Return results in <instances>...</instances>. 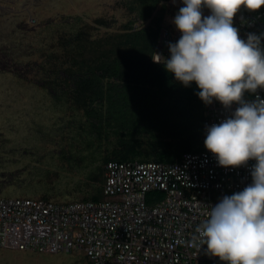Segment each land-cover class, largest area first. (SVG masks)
<instances>
[{
    "label": "built area",
    "instance_id": "2783aa9c",
    "mask_svg": "<svg viewBox=\"0 0 264 264\" xmlns=\"http://www.w3.org/2000/svg\"><path fill=\"white\" fill-rule=\"evenodd\" d=\"M184 7L183 0H173ZM203 16L212 14L204 6ZM241 39L261 36L264 49V7L242 6L233 18ZM182 32L174 20L162 29L154 52L160 62L170 58L169 43ZM264 100V88L244 97ZM241 104L225 107L213 99L204 120V149L188 152L175 162L110 161L106 166L104 199L56 201L43 197L0 196V247L35 251H82L90 264H228L211 255L197 229L209 219L224 196L243 191L253 182L255 159L241 166H222L207 149V128L218 125ZM164 196L148 203L146 194Z\"/></svg>",
    "mask_w": 264,
    "mask_h": 264
},
{
    "label": "rangeland",
    "instance_id": "374dc122",
    "mask_svg": "<svg viewBox=\"0 0 264 264\" xmlns=\"http://www.w3.org/2000/svg\"><path fill=\"white\" fill-rule=\"evenodd\" d=\"M13 1L0 6V55L15 64L0 70V196L81 199L98 186L94 173L116 137L100 140L93 135L90 119L50 83L52 75L66 67L64 42L77 30L89 25L94 37L105 35L135 14L129 0ZM98 18L107 25L98 24ZM86 261L77 250L0 247V264Z\"/></svg>",
    "mask_w": 264,
    "mask_h": 264
},
{
    "label": "trees",
    "instance_id": "16d2710c",
    "mask_svg": "<svg viewBox=\"0 0 264 264\" xmlns=\"http://www.w3.org/2000/svg\"><path fill=\"white\" fill-rule=\"evenodd\" d=\"M172 2L129 0L135 18L121 29L94 37L85 25L65 39L67 65L54 72L50 83L84 111L93 135L100 140L116 137L94 173V193L78 200L104 199L110 161L175 162L186 152L204 149L206 103L198 95L201 89L195 81L185 86L153 58L162 29L179 12ZM96 22L107 25L105 18ZM252 93L246 90L243 98ZM164 194L152 190L146 200L151 203Z\"/></svg>",
    "mask_w": 264,
    "mask_h": 264
},
{
    "label": "clouds",
    "instance_id": "9594fccd",
    "mask_svg": "<svg viewBox=\"0 0 264 264\" xmlns=\"http://www.w3.org/2000/svg\"><path fill=\"white\" fill-rule=\"evenodd\" d=\"M183 2L185 6L174 18L182 36L169 43L171 56L165 67L185 86L195 81L206 106L214 98L225 107L241 104L234 118L207 128L205 145L219 164L241 166L250 159L257 161L252 184L224 196L197 231L208 252L228 264H264V100H243L246 90L264 88V49L261 36L249 34L245 41L233 26L242 6L259 10L264 0ZM204 6L211 9V15L203 16ZM155 62H160L159 56Z\"/></svg>",
    "mask_w": 264,
    "mask_h": 264
},
{
    "label": "flooded vegetation",
    "instance_id": "af4514ba",
    "mask_svg": "<svg viewBox=\"0 0 264 264\" xmlns=\"http://www.w3.org/2000/svg\"><path fill=\"white\" fill-rule=\"evenodd\" d=\"M7 1H10V4H12V5L14 3L13 0H0V6L5 7V5L2 3L7 2ZM11 67H15V64L11 61V59H9L7 57H6V59H4L3 55H0V70L1 69H10ZM1 141H2V139H1ZM10 177L14 178V175H10Z\"/></svg>",
    "mask_w": 264,
    "mask_h": 264
}]
</instances>
